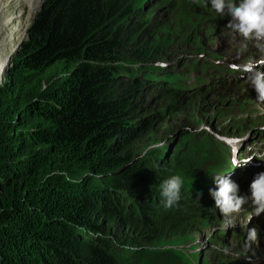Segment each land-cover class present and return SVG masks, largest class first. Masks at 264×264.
Masks as SVG:
<instances>
[{
  "label": "trees",
  "instance_id": "1",
  "mask_svg": "<svg viewBox=\"0 0 264 264\" xmlns=\"http://www.w3.org/2000/svg\"><path fill=\"white\" fill-rule=\"evenodd\" d=\"M132 1L44 0L10 57L0 85V264H160L152 247L197 225L212 206L203 188L187 183L199 151L211 147L223 161L214 164L219 173L233 169L229 149L204 131L177 135L168 157L149 150L134 159L127 149L145 125L136 93L153 83L171 90L176 76L133 63L152 60L163 45L156 38L127 48L143 29L153 32ZM191 5L229 34L207 0ZM23 11L0 0V19L19 28L13 42L23 35ZM119 84L126 88L117 94ZM191 88L202 93L211 84ZM173 174L184 181L181 200L166 210L160 184Z\"/></svg>",
  "mask_w": 264,
  "mask_h": 264
},
{
  "label": "rangeland",
  "instance_id": "2",
  "mask_svg": "<svg viewBox=\"0 0 264 264\" xmlns=\"http://www.w3.org/2000/svg\"><path fill=\"white\" fill-rule=\"evenodd\" d=\"M148 1L151 2L148 4ZM189 1L198 6L200 2H205ZM42 2L39 5L30 0L23 3V19L27 16L28 20L21 25L22 38L26 36V28ZM136 3L146 14L149 21L147 27L153 32L148 33L143 29L142 41L127 48L132 51L150 46L156 38L161 39L163 48L152 60L133 63L166 68L176 76L171 78L175 82V89L165 91L154 87L158 83H153L136 93L134 102L139 109L137 114L139 118L143 117L140 125H145L140 129L139 136L126 144L127 149L133 151L134 159L143 158L149 150L168 157L178 142L177 135L189 131L209 134L218 147L224 144L231 151L230 157L236 147L240 155L249 148L257 151L262 147L259 141L264 135L259 138L255 131L257 128L264 131V103L257 101L258 94L254 87L237 73H242L240 65L249 58H264V53L255 46V42L252 41L246 48L248 42L245 41L250 40L238 34L225 33L218 20L196 10L185 0L132 1V4ZM3 22L0 19V25ZM14 38L17 39L16 33L0 46V59L6 52H2V48L11 41L13 43ZM5 80L6 73L2 84ZM198 84H211V88L202 93L187 91ZM125 88V84H119L117 94ZM173 102L180 105L170 107ZM207 144L215 146L213 143ZM210 150L211 147L207 145L203 152L199 151L197 166L187 177L192 189L203 188L212 204L209 212L197 225L165 234L152 248L161 258L160 264H262L264 244L249 237V230L255 224L250 201L243 205L239 214H233L236 227H223L226 218L214 207L215 201L209 192L217 187L214 175L222 174L214 168V164H222L223 161L215 162ZM230 161L233 166V161ZM263 163L260 162L261 165ZM234 170L230 169V176ZM246 194L250 196V191ZM249 217H252L251 220Z\"/></svg>",
  "mask_w": 264,
  "mask_h": 264
},
{
  "label": "clouds",
  "instance_id": "3",
  "mask_svg": "<svg viewBox=\"0 0 264 264\" xmlns=\"http://www.w3.org/2000/svg\"><path fill=\"white\" fill-rule=\"evenodd\" d=\"M211 8L221 16L229 15L231 19L227 28L245 40L255 42V46L264 53V0H210ZM264 58H249L240 71L245 75L249 85L257 92V101L264 103ZM264 160V154L233 160V169L248 165L253 158ZM217 187L210 189V195L215 201L214 207L226 218L224 229L236 227L233 214H239L243 205L251 203L253 216L264 213V172L256 175L250 184V196L241 195L239 185L225 174H215ZM183 178L173 174L160 184V197L163 207L172 209L181 200ZM202 195V193L200 194ZM252 217H249L251 220ZM256 229L249 230V237L256 238ZM135 251V247L132 248Z\"/></svg>",
  "mask_w": 264,
  "mask_h": 264
},
{
  "label": "bare ground",
  "instance_id": "4",
  "mask_svg": "<svg viewBox=\"0 0 264 264\" xmlns=\"http://www.w3.org/2000/svg\"><path fill=\"white\" fill-rule=\"evenodd\" d=\"M14 1V0H13ZM18 5V4H17ZM19 7H22V4L18 5ZM41 7V6H40ZM23 8V7H22ZM25 10V9H24ZM28 20L27 16H25V18L23 19V23H25L24 21ZM18 27L17 25L12 22L11 20H6L4 21L1 25H0V46L3 45L8 39H10L11 36H13V34L18 31ZM23 32V31H22ZM22 36L18 39L21 40ZM17 40V41H18ZM16 41V42H17ZM16 42H10L8 45H5L2 48V52L6 51L4 53V55L1 57L0 59V63H1V67H0V84L3 82L4 80V75L6 73V69L4 66L5 61L7 60L10 52L14 49V47L16 46ZM4 66V67H3ZM8 70V69H7ZM246 81V80H245ZM244 85V84H241ZM159 88V87H158ZM160 89V88H159ZM238 151V147H236L235 150H232V156L230 157L231 151H228V155L229 158L233 161L235 159H239L240 157L246 156H252L254 149L249 148V150H244V153H242V155L237 153Z\"/></svg>",
  "mask_w": 264,
  "mask_h": 264
},
{
  "label": "water",
  "instance_id": "5",
  "mask_svg": "<svg viewBox=\"0 0 264 264\" xmlns=\"http://www.w3.org/2000/svg\"><path fill=\"white\" fill-rule=\"evenodd\" d=\"M43 2H44V0H43ZM43 2H42V4H41V7H42V5H43ZM41 7H40V8H41ZM40 8H39L38 10H40ZM30 23H31V22H30ZM30 23H29V25H30ZM29 25L27 26L26 31H27ZM23 39H24V38H22L21 40H19V41L17 42L16 46L14 47V49L10 52V54H9V56H8V58H7V60H6L5 63H4L5 69H7V65L9 64L10 57L13 55V53L16 51V49L20 46V43L22 42ZM4 66H3V67H4ZM0 85H1V84H0Z\"/></svg>",
  "mask_w": 264,
  "mask_h": 264
}]
</instances>
